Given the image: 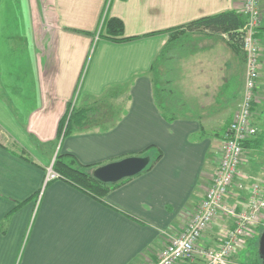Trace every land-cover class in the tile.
Here are the masks:
<instances>
[{
    "label": "crops",
    "instance_id": "obj_1",
    "mask_svg": "<svg viewBox=\"0 0 264 264\" xmlns=\"http://www.w3.org/2000/svg\"><path fill=\"white\" fill-rule=\"evenodd\" d=\"M26 1L29 25L21 27L16 16L2 20L0 0V264L155 262L211 183L245 78L239 44L224 32L184 25L241 12L243 1ZM59 2L78 23L61 20ZM108 16L121 18L123 35L132 38L100 35ZM262 17L257 93L263 89L264 103ZM116 86L123 88L107 91ZM68 106H91L97 123L57 139ZM146 147L150 159L161 156L101 197L59 177L45 181L58 151L97 166ZM246 193L237 181L228 200L240 206ZM231 224L228 216L211 223L201 244L216 247Z\"/></svg>",
    "mask_w": 264,
    "mask_h": 264
},
{
    "label": "built area",
    "instance_id": "obj_2",
    "mask_svg": "<svg viewBox=\"0 0 264 264\" xmlns=\"http://www.w3.org/2000/svg\"><path fill=\"white\" fill-rule=\"evenodd\" d=\"M242 1L245 23L237 31L244 53L245 78L240 104L223 132L221 156L204 197L187 224L181 231L168 236L157 260L149 264H179L184 260H196L197 264H246L237 259L238 251L253 237L264 218V169L258 176L250 177L241 168L247 162L248 151L243 142L257 131L252 107L257 102L261 68L257 33L263 18L262 0ZM58 177L51 165L45 173V181ZM237 181L239 189L247 192L245 202L240 206L228 200L230 187ZM224 216L231 217L232 224L221 236L219 244L216 247L201 244L204 231Z\"/></svg>",
    "mask_w": 264,
    "mask_h": 264
},
{
    "label": "trees",
    "instance_id": "obj_3",
    "mask_svg": "<svg viewBox=\"0 0 264 264\" xmlns=\"http://www.w3.org/2000/svg\"><path fill=\"white\" fill-rule=\"evenodd\" d=\"M244 23L245 16L243 15V13L234 10H229L208 16L199 17L197 19L189 21L184 26L187 29L204 27L213 32H224L227 34L228 40L233 42L234 46L237 47L238 44L240 45V36L237 30ZM171 30L173 31V34L180 32L178 28ZM123 32L124 23L121 18L117 16L104 17L101 24V30L99 33L100 35L115 40H128L132 38V36H124ZM254 108L255 103L252 107L253 112H255ZM92 111L93 109L91 106L73 107L71 109L68 106L66 113L59 120L57 128V139H59L60 137L67 136L72 132L84 130L87 129V127L89 128L95 125L97 123L96 119L92 118V116L90 115ZM163 113L165 114L167 119L172 120V113L170 114V116L166 112ZM53 145L55 146V144ZM243 146L248 151L261 150L264 147V128L259 131L257 130L256 134L253 137L244 141ZM148 148L150 147H146L135 155H147L146 150ZM160 156L161 153L158 151L156 156L150 159L149 164L144 170L149 169ZM93 167H95L94 164H81L71 153H65L60 151L56 153L55 158L52 162V170L58 174L59 178L69 181L73 185L81 188L86 192L93 194L96 197H101L105 195L111 187H114L122 181L130 178L127 177L115 183H104L91 174V169ZM184 261L188 262V260ZM256 261L259 262L257 259L254 262Z\"/></svg>",
    "mask_w": 264,
    "mask_h": 264
},
{
    "label": "rangeland",
    "instance_id": "obj_4",
    "mask_svg": "<svg viewBox=\"0 0 264 264\" xmlns=\"http://www.w3.org/2000/svg\"><path fill=\"white\" fill-rule=\"evenodd\" d=\"M108 3H109V0L107 1V4ZM58 4H60V14L62 17L61 20L63 22L68 20L69 22L73 24L78 23L79 17L77 15L72 14L71 16H69V14L66 13L65 3L59 2ZM44 5L47 6V3L45 2ZM261 8L263 10L262 1H261ZM263 14H264V11H263ZM8 15H10V17L12 15L16 16L18 18V23L21 25V27H25L26 25L28 26L29 25V8H28L27 1L26 0H5V2H3L2 4V13H1V17H3L2 20H4V18H7ZM10 25L12 26V23ZM93 49H94V46L91 49L90 55L87 58L82 75L80 76L78 89L81 88V91H83L84 89L85 82H83V87H81L82 80L87 71L88 65L90 63V59H92L91 56H92ZM90 68L91 66H89V71L87 75H85V80L88 79ZM11 69L12 71L17 72L18 67L14 65L13 67H11ZM122 88L123 86H116L112 89H108L107 91L109 93L110 91L116 93V91L121 90ZM261 90L263 92V89ZM262 92L261 91L259 92L260 95L257 97V102H255V108H254L255 112L253 113V120L255 122V125L258 131L264 128V103L262 102V97H261ZM246 157L247 159L249 158L250 159L247 162L243 163V165H241L242 170L245 171L246 175L248 176L250 175V177L258 176L264 169V147L261 150L247 151ZM243 179H247V178H243ZM261 221L262 222L259 223L256 229L257 231L253 235V237L251 239H248L244 247L238 251L237 259L244 261L246 264H254V263L260 264L261 263V259L258 253V245H259V238H260V234L262 231V227H264V218H262ZM256 259L260 262H257V261L254 262ZM184 264H197V261L196 260L195 262L188 261L187 263H184Z\"/></svg>",
    "mask_w": 264,
    "mask_h": 264
},
{
    "label": "water",
    "instance_id": "obj_5",
    "mask_svg": "<svg viewBox=\"0 0 264 264\" xmlns=\"http://www.w3.org/2000/svg\"><path fill=\"white\" fill-rule=\"evenodd\" d=\"M149 162L150 157L148 155H128L93 167L91 174L101 182L115 183L140 173ZM258 253L261 264H264V227L259 238Z\"/></svg>",
    "mask_w": 264,
    "mask_h": 264
},
{
    "label": "bare ground",
    "instance_id": "obj_6",
    "mask_svg": "<svg viewBox=\"0 0 264 264\" xmlns=\"http://www.w3.org/2000/svg\"><path fill=\"white\" fill-rule=\"evenodd\" d=\"M246 143V142H245ZM245 143H244V145H245Z\"/></svg>",
    "mask_w": 264,
    "mask_h": 264
},
{
    "label": "flooded vegetation",
    "instance_id": "obj_7",
    "mask_svg": "<svg viewBox=\"0 0 264 264\" xmlns=\"http://www.w3.org/2000/svg\"><path fill=\"white\" fill-rule=\"evenodd\" d=\"M263 229V228H262ZM260 262V261H259ZM261 264V263H260Z\"/></svg>",
    "mask_w": 264,
    "mask_h": 264
}]
</instances>
